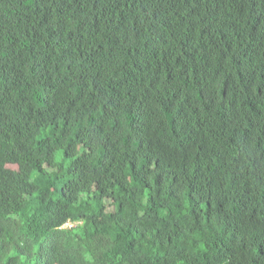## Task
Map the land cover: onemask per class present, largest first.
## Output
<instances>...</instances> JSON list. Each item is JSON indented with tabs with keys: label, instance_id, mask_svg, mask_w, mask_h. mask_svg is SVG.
I'll list each match as a JSON object with an SVG mask.
<instances>
[{
	"label": "trees",
	"instance_id": "obj_1",
	"mask_svg": "<svg viewBox=\"0 0 264 264\" xmlns=\"http://www.w3.org/2000/svg\"><path fill=\"white\" fill-rule=\"evenodd\" d=\"M0 264H264V0H0Z\"/></svg>",
	"mask_w": 264,
	"mask_h": 264
},
{
	"label": "clouds",
	"instance_id": "obj_2",
	"mask_svg": "<svg viewBox=\"0 0 264 264\" xmlns=\"http://www.w3.org/2000/svg\"><path fill=\"white\" fill-rule=\"evenodd\" d=\"M87 220L85 219V218H82V219H78V220H72V219H68V220H66L65 222H63L62 224H60V225H58V227H71V226H73V225H75V224H77V223H87L86 222ZM62 253L63 254H65L66 252L64 251V249H63V251H62Z\"/></svg>",
	"mask_w": 264,
	"mask_h": 264
},
{
	"label": "rangeland",
	"instance_id": "obj_3",
	"mask_svg": "<svg viewBox=\"0 0 264 264\" xmlns=\"http://www.w3.org/2000/svg\"><path fill=\"white\" fill-rule=\"evenodd\" d=\"M9 167H13V168H15L16 167V165H8Z\"/></svg>",
	"mask_w": 264,
	"mask_h": 264
}]
</instances>
